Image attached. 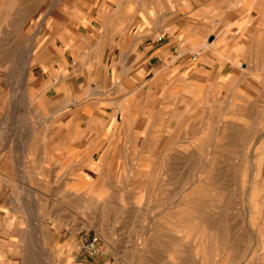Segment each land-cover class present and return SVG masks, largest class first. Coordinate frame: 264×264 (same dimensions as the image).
<instances>
[{"label": "crops", "instance_id": "1", "mask_svg": "<svg viewBox=\"0 0 264 264\" xmlns=\"http://www.w3.org/2000/svg\"><path fill=\"white\" fill-rule=\"evenodd\" d=\"M20 19L28 85L40 90L41 115L53 107L60 123L50 134L49 124L3 121L16 109L17 60H0V243H80L74 262L110 264L82 250L80 194L106 170L117 178L144 164L137 149L165 100L180 106L210 83L260 72L264 0H0V50H17ZM10 253L0 250V264Z\"/></svg>", "mask_w": 264, "mask_h": 264}, {"label": "rangeland", "instance_id": "2", "mask_svg": "<svg viewBox=\"0 0 264 264\" xmlns=\"http://www.w3.org/2000/svg\"><path fill=\"white\" fill-rule=\"evenodd\" d=\"M17 21V50H0L1 61L17 60L16 109L3 121L49 124L52 134L59 113L50 102L53 112L41 115L40 90L28 85L25 71L28 23ZM7 39L0 35V47ZM256 69L239 81L208 84L192 102L165 100L137 149L144 164L130 163L117 178L106 170L80 194L81 227L99 238L108 263L264 264V67ZM26 149L18 146L17 155ZM17 167L28 171V162ZM18 239L0 243L12 264H80V243Z\"/></svg>", "mask_w": 264, "mask_h": 264}, {"label": "built area", "instance_id": "3", "mask_svg": "<svg viewBox=\"0 0 264 264\" xmlns=\"http://www.w3.org/2000/svg\"><path fill=\"white\" fill-rule=\"evenodd\" d=\"M82 250L91 254L92 256L99 255L101 252L99 238L95 236L92 240H86L83 244Z\"/></svg>", "mask_w": 264, "mask_h": 264}, {"label": "bare ground", "instance_id": "4", "mask_svg": "<svg viewBox=\"0 0 264 264\" xmlns=\"http://www.w3.org/2000/svg\"><path fill=\"white\" fill-rule=\"evenodd\" d=\"M189 220V219H188Z\"/></svg>", "mask_w": 264, "mask_h": 264}]
</instances>
